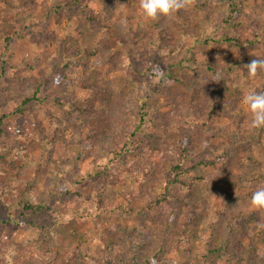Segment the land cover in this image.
Returning <instances> with one entry per match:
<instances>
[{"label": "rangeland", "instance_id": "rangeland-1", "mask_svg": "<svg viewBox=\"0 0 264 264\" xmlns=\"http://www.w3.org/2000/svg\"><path fill=\"white\" fill-rule=\"evenodd\" d=\"M56 1L64 0H0V121L6 124L8 135L1 137L0 145L17 149L5 153V179L18 193L52 197L67 190L69 194L55 207L58 222L52 231L43 233L37 227L20 226L1 206L0 216L8 221L0 224V245L14 243L34 249L44 244L47 264H101L102 240H117L119 228H127L141 234L146 254L163 243L161 258L169 264H264V209L251 206L249 198L258 186L253 180L261 176L259 185H264V128H258L254 136L245 135L252 115L244 102L250 90L264 92V71L250 77L244 67L253 58L264 59V0L246 3L240 16L228 24L222 20L227 13H223L221 0H194L179 10L182 19L176 14L166 17L170 26L164 18L153 22L145 18L139 0H83L71 17L54 13ZM233 31L241 37L237 44L216 42ZM129 42L155 53L164 69L162 78L149 71L138 73L128 63ZM174 45L182 47L178 53L185 63L172 71L179 77H192L199 93L190 118L183 112L189 92L165 78L168 71L161 61L162 56L173 57L170 48ZM223 79L240 91L235 100L226 93ZM36 89L37 100L23 115L16 114L21 97L32 96ZM155 90L159 91L155 100H148ZM208 90L215 105L231 107L228 114L214 109L209 117L202 102ZM137 96L147 100L144 109L152 116L147 117L134 144L119 142L117 147V134L126 129L124 109L132 108L137 115ZM60 97L72 101L77 109L57 107L55 99ZM241 115L245 118L239 127ZM185 121L190 125L188 140L180 137L182 132L176 134ZM94 125L104 133L98 141L85 143ZM238 127L241 138L236 135ZM212 130L214 137L207 138ZM180 138L183 144H192V152L183 161L188 169L183 175L185 184L176 185L166 199L174 210L170 220H156L150 207L162 200L163 164L167 151ZM18 152L24 156L20 160L15 155ZM204 157L216 164L196 167L195 160ZM106 159L105 171L100 162L106 164ZM36 171L38 185L32 182ZM61 171L73 176L64 181ZM99 171L112 172L116 178H102ZM200 176L204 180H198ZM226 178H232V184L224 187ZM185 196L203 202L205 218L212 211L254 214L247 237L240 242L246 251H233L237 263L225 258L201 259L207 253L210 234L202 227L193 229L187 220L190 208L180 201ZM180 235L193 236L189 248L179 245ZM107 258L115 264L112 255Z\"/></svg>", "mask_w": 264, "mask_h": 264}, {"label": "trees", "instance_id": "trees-1", "mask_svg": "<svg viewBox=\"0 0 264 264\" xmlns=\"http://www.w3.org/2000/svg\"><path fill=\"white\" fill-rule=\"evenodd\" d=\"M254 0H221L222 7L224 12L227 13L222 16V20L224 24H228L231 20L237 19L240 14L241 10L245 6V4H253ZM197 2H199L197 0ZM82 3L83 0H64V1H56L54 2V13L60 17L61 14H65L68 17H71V15L75 12L76 6L78 4ZM180 17L183 18V15L180 14V11L175 13ZM166 19L167 24L170 26L168 20L166 17L161 16L158 19ZM91 20V18H90ZM94 20H96L94 18ZM151 22H153L151 20ZM154 24V23H153ZM152 25V24H151ZM155 26V24L153 25ZM158 35H161V38H164V35H162V32L160 30L156 31ZM236 31L231 32V35H223L220 39H217V43L222 44H237L238 41L241 39L240 36H235ZM215 42V40H213ZM209 43V41H208ZM250 43V41H249ZM182 47L174 45L173 48H170V53L173 55V57L169 56H162L161 61L163 64L166 65L167 73L165 78L168 81L179 83L183 85L186 90L189 92L187 94L185 104L186 108L183 112H185V117L190 116L193 112L192 106L194 105V101L196 98L198 99V89L192 85L193 78L192 77H183V76H177L172 69L176 68L177 66L182 67L184 66L183 63H185L184 58L182 57L180 51ZM71 55H76L73 50H71ZM126 59L128 63L138 72L143 73L146 75L148 71L152 73V69L158 65L159 60L158 57H156L155 53H150L148 51V48L144 47L141 44L129 42L127 51L125 53ZM248 59V58H247ZM240 63H243L240 62ZM245 63V62H244ZM71 65V62L69 63ZM208 68L210 72H213L214 69L211 68L210 65H208ZM143 75V76H144ZM152 75V74H151ZM142 76V77H143ZM223 83V87L226 90V93L231 95L232 99L235 100L236 96L240 94V91L234 86V89L230 86H228L227 82L223 79L221 81ZM37 90H34L32 96H22L20 99V102L18 103L16 107V114L23 115L28 107V105L34 101L37 100L36 93ZM151 95L148 96V100H155L156 95L159 91L155 90ZM204 101H202L206 106V111L210 117L214 109H218L220 111L224 110L226 114L230 112L231 107L225 105H215L214 104V98L211 94V91H207L204 94ZM67 98H56L55 99V105L61 109H64L65 111H74V109H77V105L72 103V101L66 100ZM233 100V105L236 108L235 102ZM213 102V103H212ZM136 112L137 115L133 114L134 109L126 108L124 109L127 112V118H126V129H121L119 133L117 134V144L116 146L120 144L119 142L123 144H134L136 140H138L140 134L142 133V128L146 123L147 117H151L152 113L149 114L147 111H145V107L149 105L147 103V100L144 98H141L139 96L136 97ZM186 109L188 111L186 112ZM189 112L190 115H189ZM177 116V114H176ZM188 117V118H190ZM244 116L241 115L237 118L239 119L240 124L239 127L242 125V121L244 120ZM159 119V117H158ZM252 119V116H250V121ZM190 125L185 121L184 124H181L176 128V134L179 132L181 133V138H184L188 140V135H190ZM6 124H4L2 121H0V139L1 137L8 136L5 132ZM238 127V130L240 129V132L236 133V135L242 136L241 134V128ZM258 132L257 129L250 128L248 132L245 134L246 136L249 135H255V133ZM104 131L97 130L96 126L94 125V133H89L86 139L84 140L85 143L89 142H95L98 141L96 139H99L100 135H103ZM212 138L215 135L214 130L211 132ZM248 136V137H249ZM18 138V137H16ZM178 139L175 143V146L169 148L167 151V162L163 164V170H162V181H161V188H162V200H155L156 202L154 205L150 207L152 212L154 213L152 216L154 219L157 220L159 218H164L165 221H169L170 217L173 213L172 206L169 207V203L166 202L167 198L172 194L174 187L177 185H184L183 175L188 171V169L184 168L183 161L185 160V154L191 153L192 150L189 149V146L192 145L188 142L187 144H183L182 140ZM236 138V137H235ZM102 142V139H100ZM179 141V142H178ZM236 142V141H235ZM99 143V142H98ZM178 143V144H177ZM234 144V143H233ZM234 146V145H233ZM104 149H109L110 146H104ZM17 149H13L8 147H5V145H0V207L5 206L7 209L8 216H13L15 220L18 221L20 226H30V227H37L43 233L45 230H51L53 226L58 222V218L55 217V207L58 205H61L63 201H65L66 197L69 193L67 190L62 191V194L58 196V194H53L52 197H49L46 194H38L35 193H18V190H14L10 184L7 183V180L5 179V176L8 174L7 170L5 169V165L8 164L6 161L5 153H13ZM116 153V151L114 152ZM120 154V152H119ZM117 154V155H119ZM18 159L20 160L21 156L18 152V154H15ZM230 156V155H229ZM207 157H212L208 156ZM232 157V156H231ZM103 160V159H102ZM106 164H103V161H101V167L103 170L107 169L109 160L106 159ZM195 166L200 168H208L210 166H214L216 163L214 160H209L207 158H198V160H195ZM220 172L222 171V168H219ZM106 171V170H105ZM62 176L63 180L67 181L68 176L71 175L69 171H61L59 172ZM98 176H101L102 178L110 177L111 179H115L114 173L111 172V174H103L100 171L97 173ZM39 171L35 172V179L32 181L35 185H38ZM73 175H71L72 177ZM108 179V180H111ZM261 176L258 177V180H253V183L256 185H259ZM69 180V179H68ZM198 180L202 181L204 180V176L198 177ZM232 178H226L225 185L229 186L231 185ZM67 183V182H66ZM111 183V182H110ZM123 188H126V185H122ZM36 188V187H35ZM107 190V189H106ZM105 191V187H104ZM111 192L110 187L107 190ZM126 192V191H125ZM14 193V194H12ZM116 193V192H115ZM112 193V194H115ZM119 193H124L123 189ZM63 195V196H62ZM62 196V197H61ZM252 194L249 195V198H251ZM182 204L190 208V214L187 215L188 221H190V224H192L193 229L195 228L198 230V227H202V229L210 234V237L207 240V253H204L203 256H201V259L203 261H212L219 260L220 258H225L226 261H231L232 263H237L235 261L239 260L237 257H235V254L233 251L238 253V248L242 247L241 239L247 237V233L249 231L248 222L252 221V218L254 217V214H248L246 216L239 215L237 212L231 211L229 213H218L215 211L210 212V215L202 216V210H204L203 202H200V200H193L190 198V196H185L181 198L180 200ZM101 205V204H99ZM163 205V206H162ZM169 207V208H168ZM8 219L4 220L3 217L0 216V224L6 225ZM120 230V237L117 240H111L106 239L102 240V243H104V252L103 257L99 258V262L101 264H109L108 256H113L115 259V264H169L168 260L161 258L163 254H165V246L163 243H160L158 247H155L149 251V254H146L145 251V245L146 242L143 241V238H141V234H138L135 232V230H129L127 228H119ZM199 232V231H198ZM194 240L192 235L185 236L183 235L179 237V245L181 244V247L185 244L186 248H189V244L192 243ZM178 245V246H179ZM121 246V247H120ZM191 246V245H190ZM248 249L251 248V246L247 247ZM244 251H246V246H243ZM10 250H15V255L12 258V264H47L48 259L47 257V247L46 245H41L36 248H31L29 246H21L14 243H4L0 245V264H6L5 257L8 255ZM144 255V256H143ZM69 260V259H68ZM208 260V261H207Z\"/></svg>", "mask_w": 264, "mask_h": 264}, {"label": "clouds", "instance_id": "clouds-1", "mask_svg": "<svg viewBox=\"0 0 264 264\" xmlns=\"http://www.w3.org/2000/svg\"><path fill=\"white\" fill-rule=\"evenodd\" d=\"M193 2L194 0H139L143 16L149 20H156L161 16H172L179 10L186 9ZM244 67L250 77H255L258 71H264V59L253 58L249 63L244 64ZM163 73L164 69L159 65L152 69V74L158 79L162 78ZM244 102L248 105L252 115L250 128H264V92L250 90L244 96ZM250 204L257 209H264V185L257 186V189L252 193ZM14 255L15 250H10L5 257L6 264H12Z\"/></svg>", "mask_w": 264, "mask_h": 264}]
</instances>
